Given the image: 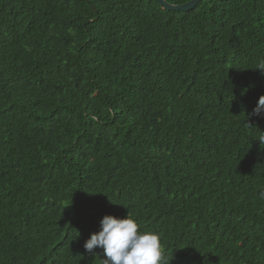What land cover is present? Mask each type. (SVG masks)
<instances>
[{"label":"trees","instance_id":"trees-1","mask_svg":"<svg viewBox=\"0 0 264 264\" xmlns=\"http://www.w3.org/2000/svg\"><path fill=\"white\" fill-rule=\"evenodd\" d=\"M261 62L264 0H0V264H264Z\"/></svg>","mask_w":264,"mask_h":264},{"label":"clouds","instance_id":"clouds-1","mask_svg":"<svg viewBox=\"0 0 264 264\" xmlns=\"http://www.w3.org/2000/svg\"><path fill=\"white\" fill-rule=\"evenodd\" d=\"M257 69L264 72V62H261ZM262 114H264V95L260 96L257 106L249 115ZM259 142L264 143V133L260 136ZM97 247L103 250L102 264H161L162 262L159 235L153 232H139L138 224L128 215L126 218L111 215L102 218L99 232L91 234L84 243L87 252H92Z\"/></svg>","mask_w":264,"mask_h":264},{"label":"water","instance_id":"water-1","mask_svg":"<svg viewBox=\"0 0 264 264\" xmlns=\"http://www.w3.org/2000/svg\"><path fill=\"white\" fill-rule=\"evenodd\" d=\"M165 9L169 11H191L195 9L199 3H201L203 0H191L185 4L176 5L171 4L167 2V0H157Z\"/></svg>","mask_w":264,"mask_h":264}]
</instances>
